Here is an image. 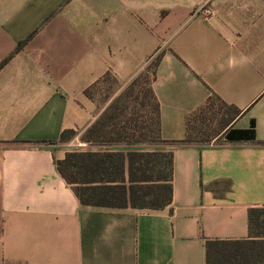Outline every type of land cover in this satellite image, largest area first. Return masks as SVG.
I'll list each match as a JSON object with an SVG mask.
<instances>
[{
    "label": "crops",
    "instance_id": "crops-1",
    "mask_svg": "<svg viewBox=\"0 0 264 264\" xmlns=\"http://www.w3.org/2000/svg\"><path fill=\"white\" fill-rule=\"evenodd\" d=\"M148 74L161 139L191 140L156 148L172 153V202L83 205L58 169L66 145L32 143L93 125L114 98L85 92L105 78ZM249 129L255 140L227 139ZM254 207L264 0H0V264H207V240L249 238Z\"/></svg>",
    "mask_w": 264,
    "mask_h": 264
},
{
    "label": "trees",
    "instance_id": "trees-1",
    "mask_svg": "<svg viewBox=\"0 0 264 264\" xmlns=\"http://www.w3.org/2000/svg\"><path fill=\"white\" fill-rule=\"evenodd\" d=\"M146 78L151 79V75L148 74ZM107 79L114 80L109 77L104 80ZM135 84L134 82L133 85ZM97 87L98 85H94L87 89L86 95L94 98L93 91ZM131 96L133 95L129 93L115 97L99 119L83 132L68 129L62 132L57 141L32 143L46 146L66 145L78 138L80 143L87 145L67 152L64 160L57 161L59 172L73 187L83 205L159 209L172 202V153L139 150L138 147L154 146L157 141L162 145H180L190 143L191 140L189 138L185 141L171 142L161 139L159 106L150 87L145 95L146 98L149 96L152 99V103L149 104L152 107L150 125L141 129L136 120L132 125L127 124L131 122H127L125 97L131 100ZM110 97V94L106 95V99ZM138 100L139 97L134 100L135 103ZM147 103L149 102L144 100L145 106ZM191 121L192 118L188 121V127L192 132L194 128L191 126ZM200 123L198 133L207 135L212 126L205 124L203 120ZM144 131L149 132L150 136L147 135L148 133H143ZM255 138L254 129L227 132V139L231 142L252 141ZM164 158L168 160L164 167H160L159 163ZM249 227L248 239L207 240V264H237L248 261L250 264L253 258L264 264V207L250 209Z\"/></svg>",
    "mask_w": 264,
    "mask_h": 264
},
{
    "label": "rangeland",
    "instance_id": "rangeland-1",
    "mask_svg": "<svg viewBox=\"0 0 264 264\" xmlns=\"http://www.w3.org/2000/svg\"><path fill=\"white\" fill-rule=\"evenodd\" d=\"M147 76L143 77L142 79L140 77H138L137 79L132 80L130 83H127L126 85H121L119 83H117L114 80H109L107 79L102 86H100L99 88H96L93 91V96H96L99 101L104 104V106H106L107 103V99H106V95H109L112 98H115L117 96H120L121 94H126L129 95V93H131L133 96H131V100L127 99V97H125V105L127 104V122H131V123H127L129 125H132L133 121L136 120L138 122H136L138 124V126L141 127V129L145 128L146 126L150 125L151 122V117H152V107L149 105L150 103H152V99L151 97L148 96V98L145 97L146 93H147V89L150 87V81L151 79L148 80V78H146ZM136 83L135 85H133V83ZM140 98V100H138V102L135 103V99L136 98ZM127 100V101H126ZM144 100H146L147 105L145 106L143 104ZM106 101V103H105ZM134 101V102H133ZM143 101V102H142ZM124 105V104H123ZM219 128V126H217L216 128H212L209 132H207L209 135H215L217 129ZM147 135L150 136L149 132H143ZM207 134V135H208ZM208 141V140H207ZM158 144V145H157ZM157 144L154 146H149V145H140L139 150H156V148L158 147H162L165 145H162L161 143H159L157 141ZM86 144H82L80 142H78V138L73 139L70 143L66 144V149L69 151H75L77 150V148L84 146ZM87 146V145H86ZM164 153H166V151H163ZM167 158L161 159L160 161V167H164L165 163L167 162ZM255 258H253L251 260L250 264H259V261H256ZM237 264H249L248 262H239ZM261 264V263H260Z\"/></svg>",
    "mask_w": 264,
    "mask_h": 264
},
{
    "label": "built area",
    "instance_id": "built-area-1",
    "mask_svg": "<svg viewBox=\"0 0 264 264\" xmlns=\"http://www.w3.org/2000/svg\"><path fill=\"white\" fill-rule=\"evenodd\" d=\"M210 13V11H208Z\"/></svg>",
    "mask_w": 264,
    "mask_h": 264
}]
</instances>
